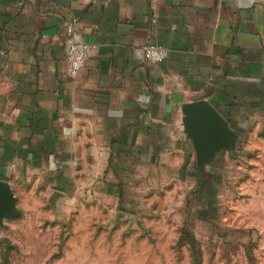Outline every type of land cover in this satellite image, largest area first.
Returning a JSON list of instances; mask_svg holds the SVG:
<instances>
[{"label": "crops", "instance_id": "crops-1", "mask_svg": "<svg viewBox=\"0 0 264 264\" xmlns=\"http://www.w3.org/2000/svg\"><path fill=\"white\" fill-rule=\"evenodd\" d=\"M69 33L93 44L74 77ZM147 42L167 55L146 60ZM196 99L236 139L264 125V0H0V179L34 168L60 190L117 196L122 181L136 197L194 163Z\"/></svg>", "mask_w": 264, "mask_h": 264}, {"label": "rangeland", "instance_id": "rangeland-1", "mask_svg": "<svg viewBox=\"0 0 264 264\" xmlns=\"http://www.w3.org/2000/svg\"><path fill=\"white\" fill-rule=\"evenodd\" d=\"M217 155L176 178L169 168L136 197L130 182L110 196L14 172L18 213L0 223V264H264V125Z\"/></svg>", "mask_w": 264, "mask_h": 264}, {"label": "water", "instance_id": "water-1", "mask_svg": "<svg viewBox=\"0 0 264 264\" xmlns=\"http://www.w3.org/2000/svg\"><path fill=\"white\" fill-rule=\"evenodd\" d=\"M184 127L199 166L209 163L221 150H232L236 133L226 119L205 99L186 102L182 106ZM15 196L7 180L0 179V223L5 217L18 213Z\"/></svg>", "mask_w": 264, "mask_h": 264}, {"label": "built area", "instance_id": "built-area-1", "mask_svg": "<svg viewBox=\"0 0 264 264\" xmlns=\"http://www.w3.org/2000/svg\"><path fill=\"white\" fill-rule=\"evenodd\" d=\"M65 57L67 73L74 77L84 65L87 57L93 50V44L78 39L73 33H69L65 39ZM167 55V49L160 44L147 42L144 45V58L151 62H157Z\"/></svg>", "mask_w": 264, "mask_h": 264}, {"label": "trees", "instance_id": "trees-1", "mask_svg": "<svg viewBox=\"0 0 264 264\" xmlns=\"http://www.w3.org/2000/svg\"><path fill=\"white\" fill-rule=\"evenodd\" d=\"M206 185L208 186V188L209 187H211L212 188V184H211V182H212V180H211V174L210 175H208L206 178ZM211 188H209V189H211ZM199 263V262H198Z\"/></svg>", "mask_w": 264, "mask_h": 264}]
</instances>
